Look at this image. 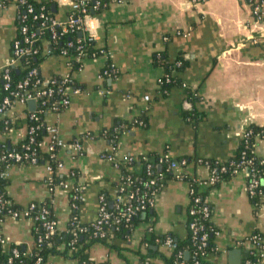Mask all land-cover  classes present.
I'll use <instances>...</instances> for the list:
<instances>
[{"label":"crops","instance_id":"obj_1","mask_svg":"<svg viewBox=\"0 0 264 264\" xmlns=\"http://www.w3.org/2000/svg\"><path fill=\"white\" fill-rule=\"evenodd\" d=\"M14 1L0 9V66L9 57L10 43L18 32L20 12ZM33 1L50 2L58 21L68 16V0ZM96 4L92 0L88 29L94 32L95 45L104 47L111 56L109 61L117 74L100 76L108 63L103 56L85 58L74 67L68 57L48 54L38 69L44 79L67 74L72 78L70 104L60 112L45 113L43 121L55 126L64 141L81 142V155L63 149L57 150L56 157L64 166L59 175L73 168L79 172L77 183L83 190L77 218L84 225L95 220L99 193L111 195L118 176V170L102 155L112 151L119 161L148 154L184 158L188 159L187 175L205 178L207 168L194 159L226 162L250 126L264 131V19L253 18L247 0H112L94 10ZM260 8L264 11V0ZM155 54L170 60L181 57L183 61L176 72L179 83L164 95L157 85L164 69L153 63ZM33 108L34 104L26 106L27 110ZM142 113L145 125L122 131L114 146L104 137L90 138L89 134L97 136L119 121L131 123ZM11 140L12 135H8L4 143L9 145ZM254 143L256 156L264 158V136L255 137ZM130 169L138 172L140 166ZM45 174L41 164L11 165L5 194L19 209L33 202L47 203L57 231L62 233L71 214L68 192L60 187L49 190ZM246 182L245 173L238 171L207 190L210 220L219 231L214 239L217 251L207 256L210 264H242L252 249L250 237L254 233L264 246V194L255 209L246 194ZM187 188L184 180L165 178L154 197V216L129 234L114 237L109 246L89 247L92 263L141 264L140 254L144 264H164L169 250L160 237L170 234L181 240L187 234ZM149 226L155 238L141 243ZM0 229L4 247L31 249V219L4 217ZM260 263L264 264V253ZM45 264L79 263L49 254Z\"/></svg>","mask_w":264,"mask_h":264},{"label":"built area","instance_id":"obj_2","mask_svg":"<svg viewBox=\"0 0 264 264\" xmlns=\"http://www.w3.org/2000/svg\"><path fill=\"white\" fill-rule=\"evenodd\" d=\"M192 2H202L205 0H191ZM12 0H0V9L5 8ZM250 8L251 15L254 19L260 20L264 19V11L260 8V3H253V0H247ZM14 3L21 7L23 10L19 9V19H18V32L17 36L10 43V55L0 66V87L5 92V95L0 99V120H2V130H0V139L4 143L6 137L12 135V140L10 144L6 147H1L0 149V179L7 180L9 177V167L16 163H24L29 165H39L38 157L41 151L45 152L48 157L52 160H56L55 171L56 173H61L64 166L61 161L56 157L57 150L68 149L74 155L82 154V145L79 141L66 142L61 139L58 135V130L53 125L46 124L43 119L40 120V115L37 114L36 110L39 109L40 113H57L65 109L71 101V86L72 78L70 75H61L59 77H53L50 79H44L38 76V71L35 66H31L26 60L28 57H32L37 53L35 48V43L38 41V34L40 30L31 31L27 24V17L32 16L33 20L40 21V29L47 28L50 33V39L55 42L58 36L77 32V39L72 42L68 41L65 46L59 51V55L68 57L72 62L80 63L87 58L84 52V43L95 42L94 32L88 29V21L91 20V16L87 11L88 0H68L69 11L67 18L64 21H58L51 15L44 14L42 11L39 13H34V9L30 3L26 0H15ZM98 5V2L97 4ZM43 10V8H40ZM84 42V43H83ZM73 48L75 55H69L67 49ZM49 49L43 48L42 55H48ZM103 56L107 59L108 63L100 71V76L114 77L117 74V70L113 64L110 63V55L107 54L104 47H99L98 55L91 56L97 57ZM264 63V57L262 58ZM180 63H177V66ZM15 69L17 72H21L22 76L18 80H14L11 75V70ZM170 78L163 74L161 78L157 80V85L160 87L163 83H169ZM148 100V97H144ZM50 100V101H49ZM29 101L34 103L33 110H27L26 106ZM20 121L22 123L21 127H10L9 122ZM28 121V123H27ZM140 125L141 122H138ZM122 128V126H120ZM42 131L44 136L38 138V132ZM250 134V130H246L242 137H246ZM86 137V136H85ZM88 137V136H87ZM24 140L20 145V150H16L15 147L17 143ZM5 146V145H1ZM102 158L107 159L111 162L114 168H118L119 160L115 158L114 153L111 151L108 155H102ZM166 157V156H165ZM167 158V157H166ZM130 158L124 159L123 163H129ZM166 170L173 174L174 179L183 180L182 175L186 174L185 167L186 161L181 159H170L167 161ZM264 163V159L260 161V164ZM45 170L44 182L46 183L49 190L52 189L51 184L53 183L54 176H52V167L48 161L41 163ZM251 165L250 160L240 161L235 165L233 173L238 171H243L246 175V194L248 198L255 197L259 195L258 179L254 174L253 170L249 167ZM218 171H224L223 167H220ZM146 175L151 174V165L147 164L145 168ZM70 178L64 182H60L59 185L62 189L68 191L72 190L74 192L72 200H82V187L74 186L72 180V173L70 170L66 173ZM162 174L159 173L157 178H151L143 183L144 188H148L155 185L157 179L160 180ZM122 179L121 184L115 189L114 198V210L106 209L102 200L103 197L99 195V206L97 209V216L95 220L91 223V228L93 230V235L99 236L100 238L105 237L103 229L108 225H118L121 222L127 221L136 211L145 209L146 206L153 207L154 197H146L145 193H139L138 189H133L128 191L130 187V177L126 176L119 177ZM193 180L198 185L211 186L218 180L217 169H212L211 172L205 178H193ZM79 185V184H78ZM188 185V183H187ZM127 190V192H125ZM125 192V193H124ZM187 196L189 200L188 214L194 215L196 212L201 214V218H208L210 210L208 207V202L204 200L203 206L198 210L194 207H190V203L197 204L200 201L198 196L194 195L193 189L188 185ZM124 199L128 200L125 204ZM131 201L137 203L136 206L132 205ZM257 204H253L256 208L261 204L262 198H260ZM7 199L5 193L0 191V227L4 217H10L12 219L18 218H29L33 222H38L43 234L39 236L38 241L41 239H47L50 235H53L57 231V222L50 210L41 204L38 212L34 215L33 211L36 206L34 203H30L24 209H9L6 208ZM70 211L77 209L75 204H70ZM70 226H78L79 221L77 216L70 215L68 219ZM188 229L191 234V241L195 250L193 255L197 256L199 254V259L195 260L193 264H205L201 263L203 258L202 250L207 245V232L204 230V226L201 221L192 220L188 224ZM151 230V227H148ZM81 231L82 228H79ZM214 236H217L219 231L217 228L212 227L210 229ZM250 243L252 250L261 246L260 257L264 253V246L261 244L260 237L257 235H252L250 237ZM0 244L5 245V240L1 236L0 229ZM163 245L169 250L175 248V244L170 238H167ZM202 256V257H201ZM18 257V251L16 248L11 249V255L6 259L5 264H12L13 258ZM40 258L37 257L35 264L40 263ZM85 264V263H82ZM174 264H183L182 253L179 251L176 253V261ZM242 264H249L247 257L244 258ZM261 264V263H260Z\"/></svg>","mask_w":264,"mask_h":264},{"label":"trees","instance_id":"obj_3","mask_svg":"<svg viewBox=\"0 0 264 264\" xmlns=\"http://www.w3.org/2000/svg\"><path fill=\"white\" fill-rule=\"evenodd\" d=\"M27 3H30L34 9V13H39V11H42L44 14L51 15L53 17V14L50 10V2L48 1H40L35 2L33 0H26ZM98 2V5H96L94 10L100 9L102 6L107 5L112 0H95ZM119 1V0H116ZM262 0H253V3H261ZM91 3L92 0H88L87 3V11L89 13V10L91 9ZM20 10H23L21 7H18ZM40 8H43V10H40ZM70 14V11L69 13ZM27 24L29 26V29L31 31L40 30V33L38 34V41L35 43V48L37 49V53L33 55L32 57L27 58V62L31 66H35L37 68V71L39 69V64L41 61L46 57V55H42V49L48 48L49 54H56L59 55V51L65 46V44L68 41L74 42L77 39V32L73 33H67L61 36H58L55 42H52L50 39V33L47 28H41L40 29V21L39 20H33L32 16L29 15L27 17ZM84 43V42H83ZM67 52L69 55H75L74 49L69 48L67 49ZM84 52L87 58H91V56L98 55L99 47L95 45V42H85L84 43ZM180 63L177 66V63ZM153 63L157 66H162L164 69V74L167 75L170 78L169 83H163L160 85L158 92L164 95L166 92L169 91V89L175 85L178 84L179 81L176 77V72L181 68L183 65V61L181 57H177L175 60H170L169 58L163 56V55H154L153 57ZM71 64L76 67L78 66V63L72 61ZM11 75L13 76L14 80H18L21 78L22 73L17 72L15 69L11 70ZM38 76H40V73L38 71ZM72 87V86H71ZM5 95V92L0 87V99ZM190 98V96H189ZM50 101V100H49ZM37 114L40 115V120L43 119L44 114L40 113L39 109L36 110ZM145 113H142L137 119L132 121L131 123H126L123 121L117 122L112 128L107 129L99 133L97 136L93 135L92 133L89 134L90 138H96V137H104L106 140H108L112 146L116 143V138L121 134L122 131L127 130L130 127L133 126H144L145 125ZM138 122H141L139 125ZM28 123V121H27ZM20 121H13L9 122V128L10 127H21ZM122 126V128H120ZM0 130H2V120H0ZM247 130H250V134L246 137H241V139L238 142L237 149L234 153V155L227 160L226 162H219L212 159H194L199 164L204 165L207 170L208 174L211 172L212 169H217V177L218 180L216 183H214L211 186H203L198 185L194 180L193 177L184 174L182 175V179L186 181L191 189L194 191V195L198 196L200 198V201L197 204L190 203V207H194L196 210H198L201 206L204 204L205 196L207 194L208 188L215 187L219 185L222 181H226L230 179L234 173L232 172L235 168V165L239 163L240 161H247L250 160L251 165L249 166L254 174L256 175L258 179V188L259 195L250 198V201L252 204H257L260 202V198H263L264 194V163L260 164V161L264 158H259L256 156L254 152L255 147V137L257 136H264V131L262 128H257L254 126H250ZM44 136V133L40 130L38 132V138ZM24 140L20 141V143H17L16 145L12 146L15 147L16 150H20V145ZM80 142V141H79ZM81 143V142H80ZM5 145V146H1ZM6 143H0V149L1 147H6ZM127 159V158H126ZM129 163H123V160L119 161L118 165V176L116 180L113 182V192L111 195L106 192L102 191L99 193L100 196L103 197V204L105 205L106 209L113 211L114 210V198H115V189L121 184L122 179H119V177L126 176L130 177V187H128V191L133 189H138L139 193H145L146 197L153 198L155 195L161 190V188L164 186L165 178L167 177H173V174L170 171L166 170L167 161H170V158H166L164 155H157V154H148L147 156L137 157L136 159L130 158ZM184 158L177 159L180 161ZM186 163L188 162V159H184ZM45 161H48L49 164L52 167V176H54L53 183L51 184L52 189L55 187H60L62 189V186L59 185L60 182L66 181L68 178H70L68 175H59L55 171V163L56 160H52L48 157V155L41 151L39 153L38 162L41 164ZM138 164L140 166V170L138 172L132 171L130 168L133 165ZM151 165V174L146 175L145 168L146 165ZM2 166V164H0ZM187 165V164H186ZM157 166H160V169L157 170ZM220 167L224 168V171H218ZM70 172L72 173L73 177L72 180H74L73 185L74 186H81L79 183H77V179L79 177V172L77 169H70ZM161 173L162 177L160 180L157 179L155 185H152L148 188H144L142 185L144 182L148 181L151 178H157V175ZM7 184V180H1L0 179V191L5 193V187ZM79 184V185H78ZM127 192V190L125 191ZM124 192V193H125ZM74 192L72 190L68 191V198H69V205L75 204L77 207L81 203L82 200H72ZM5 197L7 199L6 208L9 209H19L16 205L9 202V199L7 198L6 194ZM112 201V206H109V202ZM125 204L128 203L127 199H124L123 201ZM36 206L35 210L33 211V214H36L43 203H35ZM132 205L136 206L137 203L135 201H131ZM209 207V210L211 211V207L209 204H207ZM44 206L47 207L50 212L52 213L51 209L47 206V203H44ZM189 204L187 207V217L185 226L187 229V234L184 239H174V237L170 234H164L162 237H160L161 243H163L167 238H170L172 242L175 244V248L171 251H169L168 257L163 258L164 264H174L176 261V253L181 252L182 253V261L183 264H193L195 260L199 259V254L197 256H194L192 253L195 250V247L192 244L191 241V234L188 229L187 224L192 220L201 221V223L204 226V230L207 232V245L202 250V260L201 263L210 264L207 260V256L209 254L216 253V245L214 242L215 236L210 231L212 227L217 228L214 226L212 221L210 220L211 212L209 214L208 218H201V214L199 212H196L194 215L188 214ZM257 209V208H256ZM53 214V213H52ZM70 215L77 216V209H73L71 211ZM54 216V215H53ZM150 216H154L153 213V207L146 206L145 209L136 211L127 221L121 222L118 225H108L105 226L103 229V233L105 234V237L100 238L99 236L93 235V230L91 228V223L89 224H78V226H70L69 223L67 225L66 231L62 233H54L53 235H50L47 239H41V241H38L39 236H42L43 231L39 225L38 222H33V244L31 249L28 251L22 250L20 246H14L10 245L7 248L4 247V245L0 244V264H5L6 259L11 255V249L14 247L18 251V257L13 258L12 264H35V260L37 257H39L40 263L39 264H45L46 257L49 254H59L64 257H68L71 259H75L78 261L79 264L85 263V264H93L88 256V249L94 244H104L105 246H109L108 241L112 240L116 236H123L126 234H129L133 230H135L139 224L142 221L147 220ZM152 222V221H151ZM79 228H82L80 231ZM146 232H144V235L141 239V243L151 241L155 238L154 232L151 228V230L146 228ZM254 235L259 236L258 234L254 233ZM62 245V248L59 250V245ZM261 246H258L256 249L254 248L252 250L251 254H248L247 259L249 260V264H260L261 257ZM187 253L188 257L184 258V254ZM201 256V257H202ZM140 263L144 264V258L142 255L139 254Z\"/></svg>","mask_w":264,"mask_h":264},{"label":"water","instance_id":"obj_4","mask_svg":"<svg viewBox=\"0 0 264 264\" xmlns=\"http://www.w3.org/2000/svg\"><path fill=\"white\" fill-rule=\"evenodd\" d=\"M33 102L32 101H29L28 103H27V105L30 107V106H32L33 107ZM32 110V109H31Z\"/></svg>","mask_w":264,"mask_h":264}]
</instances>
